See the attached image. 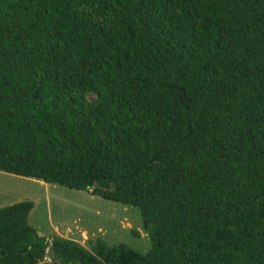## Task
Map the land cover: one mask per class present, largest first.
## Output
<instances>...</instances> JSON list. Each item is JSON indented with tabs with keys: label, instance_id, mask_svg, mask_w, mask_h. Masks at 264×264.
<instances>
[{
	"label": "trees",
	"instance_id": "16d2710c",
	"mask_svg": "<svg viewBox=\"0 0 264 264\" xmlns=\"http://www.w3.org/2000/svg\"><path fill=\"white\" fill-rule=\"evenodd\" d=\"M0 171L138 207L151 240L46 237L24 200L0 264H264V0H0Z\"/></svg>",
	"mask_w": 264,
	"mask_h": 264
},
{
	"label": "rangeland",
	"instance_id": "374dc122",
	"mask_svg": "<svg viewBox=\"0 0 264 264\" xmlns=\"http://www.w3.org/2000/svg\"><path fill=\"white\" fill-rule=\"evenodd\" d=\"M86 99L94 97L88 94ZM24 200L34 203L28 223L40 235L62 236L69 228L72 233L68 234L85 246L90 239L100 237L109 244L125 243L140 254L151 249L138 207L107 200L87 190L0 171V207Z\"/></svg>",
	"mask_w": 264,
	"mask_h": 264
},
{
	"label": "crops",
	"instance_id": "0c3cea01",
	"mask_svg": "<svg viewBox=\"0 0 264 264\" xmlns=\"http://www.w3.org/2000/svg\"><path fill=\"white\" fill-rule=\"evenodd\" d=\"M71 231V229H66L65 231H64V234L62 235L63 237H66V238H70V239H73V240H76V241H78L79 243H81V241H80V239H78V238H76V237H74V236H71L70 234H68V233H72V232H70ZM57 234V233H56ZM69 236V237H67V236ZM61 236V235H60ZM82 244V243H81ZM38 264H44V262H39Z\"/></svg>",
	"mask_w": 264,
	"mask_h": 264
},
{
	"label": "built area",
	"instance_id": "2783aa9c",
	"mask_svg": "<svg viewBox=\"0 0 264 264\" xmlns=\"http://www.w3.org/2000/svg\"><path fill=\"white\" fill-rule=\"evenodd\" d=\"M46 260L50 261V259L48 257H46Z\"/></svg>",
	"mask_w": 264,
	"mask_h": 264
}]
</instances>
